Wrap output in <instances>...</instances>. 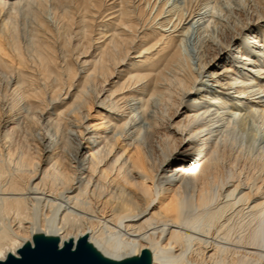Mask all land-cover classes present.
I'll return each instance as SVG.
<instances>
[{"label": "bare ground", "instance_id": "6f19581e", "mask_svg": "<svg viewBox=\"0 0 264 264\" xmlns=\"http://www.w3.org/2000/svg\"><path fill=\"white\" fill-rule=\"evenodd\" d=\"M65 262L264 264V0H0V264Z\"/></svg>", "mask_w": 264, "mask_h": 264}, {"label": "rangeland", "instance_id": "374dc122", "mask_svg": "<svg viewBox=\"0 0 264 264\" xmlns=\"http://www.w3.org/2000/svg\"><path fill=\"white\" fill-rule=\"evenodd\" d=\"M226 171H227V170H226ZM96 228H97V231H98L99 233H102V232L100 231L99 226L96 225L95 229H96Z\"/></svg>", "mask_w": 264, "mask_h": 264}, {"label": "water", "instance_id": "95a60500", "mask_svg": "<svg viewBox=\"0 0 264 264\" xmlns=\"http://www.w3.org/2000/svg\"><path fill=\"white\" fill-rule=\"evenodd\" d=\"M62 264H71V263H69V262H65V263H62Z\"/></svg>", "mask_w": 264, "mask_h": 264}]
</instances>
